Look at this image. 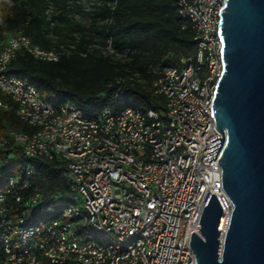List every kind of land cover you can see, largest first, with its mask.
Here are the masks:
<instances>
[{
    "label": "built area",
    "instance_id": "obj_1",
    "mask_svg": "<svg viewBox=\"0 0 264 264\" xmlns=\"http://www.w3.org/2000/svg\"><path fill=\"white\" fill-rule=\"evenodd\" d=\"M226 0H176L185 29L189 24L195 54L164 67L153 81L154 93L164 97L162 109L105 108L86 117L72 100L55 108L37 89L5 72L21 50L40 61L63 56L97 54L125 63L107 35L82 42L53 29L52 46L44 49L27 36L11 34L0 50V108L12 110L35 130L5 128L0 147L10 142L23 154L42 162L59 161L64 193L42 191L23 198L17 214L7 216L0 193V264H196L189 241L198 231L209 194L224 208L225 228L232 204L221 183L216 157L208 161L211 139L222 134L212 116V101L223 72L219 36L220 9ZM137 76V74H134ZM26 180L10 179L9 186L27 189ZM222 239V238H220Z\"/></svg>",
    "mask_w": 264,
    "mask_h": 264
},
{
    "label": "trees",
    "instance_id": "obj_2",
    "mask_svg": "<svg viewBox=\"0 0 264 264\" xmlns=\"http://www.w3.org/2000/svg\"><path fill=\"white\" fill-rule=\"evenodd\" d=\"M97 1L99 6L91 12L92 33L110 36L113 46L126 52L130 61L115 63L97 54L40 61L21 50L5 72L34 86L40 97L53 107L59 108L72 100L90 118L98 117L105 108L162 109L164 97L154 93L153 81L164 67L176 63L180 57L193 56L196 51L189 24L182 29L186 22L177 14L176 0ZM49 2L64 7L67 0H0V50L11 34L27 36L34 44L50 48V22L45 16ZM53 29L62 35L54 25ZM85 37L82 34V42L86 41ZM4 102L11 104L9 98ZM7 127L25 133L35 130L12 110L0 108V136ZM28 165L35 170L29 178L30 186L27 189L9 186L10 179L26 180ZM61 165L57 160L42 162L28 158L13 142L0 147V193L6 197L5 214L13 217L17 214L20 204L15 201L16 194L26 199L39 190L49 200L51 195L64 193ZM3 257L0 243V261Z\"/></svg>",
    "mask_w": 264,
    "mask_h": 264
},
{
    "label": "water",
    "instance_id": "obj_3",
    "mask_svg": "<svg viewBox=\"0 0 264 264\" xmlns=\"http://www.w3.org/2000/svg\"><path fill=\"white\" fill-rule=\"evenodd\" d=\"M223 72L212 101L222 134L211 139L222 188L232 204L209 194L189 245L196 264H264V0H226L220 9ZM222 238V239H220Z\"/></svg>",
    "mask_w": 264,
    "mask_h": 264
},
{
    "label": "rangeland",
    "instance_id": "obj_4",
    "mask_svg": "<svg viewBox=\"0 0 264 264\" xmlns=\"http://www.w3.org/2000/svg\"><path fill=\"white\" fill-rule=\"evenodd\" d=\"M99 6L97 0H67L64 7L61 3L51 4L49 6L50 14L54 16V26L63 36L71 37L73 33L84 34L89 39H100V36L92 33L91 12ZM68 20V23L64 22ZM79 25V30L75 26ZM130 58L126 56L124 62L127 63ZM0 100L7 101V96L0 94Z\"/></svg>",
    "mask_w": 264,
    "mask_h": 264
}]
</instances>
